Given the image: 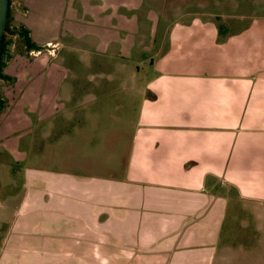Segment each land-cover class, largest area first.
Returning <instances> with one entry per match:
<instances>
[{"label": "crops", "instance_id": "0c3cea01", "mask_svg": "<svg viewBox=\"0 0 264 264\" xmlns=\"http://www.w3.org/2000/svg\"><path fill=\"white\" fill-rule=\"evenodd\" d=\"M174 1L21 0L0 264H264V28Z\"/></svg>", "mask_w": 264, "mask_h": 264}, {"label": "rangeland", "instance_id": "374dc122", "mask_svg": "<svg viewBox=\"0 0 264 264\" xmlns=\"http://www.w3.org/2000/svg\"><path fill=\"white\" fill-rule=\"evenodd\" d=\"M9 1V10L13 17V13L19 7L18 2L21 1ZM196 1L198 0H175L173 10H178L179 13L176 14L174 20L187 24V14L193 16L197 13L207 12L217 22L218 27L223 25L228 27V34L222 35L220 40L226 42L231 35L242 34L256 27L264 28V0H204L203 4ZM13 2L16 5L13 6ZM183 4L185 5L181 8L180 5ZM8 39H12L10 54H15L18 39L11 35H8Z\"/></svg>", "mask_w": 264, "mask_h": 264}, {"label": "trees", "instance_id": "16d2710c", "mask_svg": "<svg viewBox=\"0 0 264 264\" xmlns=\"http://www.w3.org/2000/svg\"><path fill=\"white\" fill-rule=\"evenodd\" d=\"M8 35L16 36L18 39V45L15 49V54L30 56L31 52H39L44 48L36 44L31 38V33L24 25L15 23L14 18L9 10L7 24L5 27V33L1 40L0 51V82L1 80L12 79L5 74V68L7 62L12 58L13 54H10V45L12 39H8ZM6 106V101L0 95V115Z\"/></svg>", "mask_w": 264, "mask_h": 264}, {"label": "water", "instance_id": "95a60500", "mask_svg": "<svg viewBox=\"0 0 264 264\" xmlns=\"http://www.w3.org/2000/svg\"><path fill=\"white\" fill-rule=\"evenodd\" d=\"M9 2H10L9 0H0V51H1V40L4 35L8 14H9Z\"/></svg>", "mask_w": 264, "mask_h": 264}, {"label": "built area", "instance_id": "2783aa9c", "mask_svg": "<svg viewBox=\"0 0 264 264\" xmlns=\"http://www.w3.org/2000/svg\"><path fill=\"white\" fill-rule=\"evenodd\" d=\"M21 1V0H20ZM19 3V7H20V5H21V2H18ZM14 5H16V3L15 2H13V6ZM19 7H17V8H19ZM40 53V51L39 52H31V54H33V55H37V54H39Z\"/></svg>", "mask_w": 264, "mask_h": 264}]
</instances>
